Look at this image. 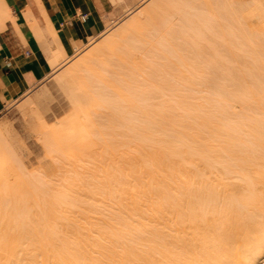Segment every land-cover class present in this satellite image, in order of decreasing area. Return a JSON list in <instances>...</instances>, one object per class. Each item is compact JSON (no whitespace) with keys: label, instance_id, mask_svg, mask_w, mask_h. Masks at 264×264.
<instances>
[{"label":"bare ground","instance_id":"1","mask_svg":"<svg viewBox=\"0 0 264 264\" xmlns=\"http://www.w3.org/2000/svg\"><path fill=\"white\" fill-rule=\"evenodd\" d=\"M219 1L149 0L73 62L54 51L71 112L38 132L61 175L25 173L0 122V264H264V70L230 71L226 54L147 59L182 8L206 6L211 20ZM263 2L223 13L256 18L264 34ZM8 18L0 0V26ZM243 23L218 32L250 34ZM25 98L7 105L40 119L51 97L42 87Z\"/></svg>","mask_w":264,"mask_h":264},{"label":"rangeland","instance_id":"2","mask_svg":"<svg viewBox=\"0 0 264 264\" xmlns=\"http://www.w3.org/2000/svg\"><path fill=\"white\" fill-rule=\"evenodd\" d=\"M148 1L135 0L131 8L135 6H140V5L141 6L147 5L146 3ZM252 1L254 2L255 0H242V1L241 0H234V1L233 0H229V1L223 0L221 2L219 1L220 3L218 4L223 3V8L221 7L220 9L215 11L214 17H212L213 15L211 16L212 17L211 20L217 19L216 21L213 20V22L216 23L218 21V23L216 24L213 23L216 29L215 27H213V25L212 26L210 25L212 23V21L210 20V17L208 16L209 14H212V11L211 13L209 11L210 8L207 9L206 6L204 5H203L204 7H202L203 9L206 8L208 10V13L206 11L207 13L206 16L208 17H206L204 16V14L202 15V13L205 11H201L202 9L201 7H200L201 9L200 8L198 9V7L197 9H194V8L189 9L191 5L201 6V3L199 4L196 1V2L191 3L189 8L184 6L186 10L183 8L181 11L178 10L179 13L177 14V16L175 15L174 16L175 18L172 17L170 21L171 22L170 26L172 27L171 35L173 36L171 40L163 39V42L161 43L162 45H159L158 42L157 44L154 42L147 44L148 49H149L147 53L148 55H150L149 58L147 57V59L155 58L156 60V58H160L159 61H162V60L165 61V59H163V55H166L169 53H179V54L188 55L190 59L193 58L195 60L204 61V60H207L209 54H226V55H229L228 56L229 64L227 66V69L230 71L264 70V56L258 55V54L264 55V34H255V31L259 29L257 19L256 18H248V19L244 18L245 20L239 19L240 21H237L236 20L237 17H234V16L230 17L232 15H229V14L230 12H232V10L229 11L228 8H227L229 12L227 13L228 17H226V15L223 13L225 11L224 6L228 7V5L229 6L231 5L230 8L232 6L234 8L235 6H238L237 8H239L240 7L239 5H242V6L245 5L246 7V6L253 4ZM176 3H178V1H176ZM184 3H186V1ZM235 9H233V12H235L234 11ZM241 9H246V8H241ZM184 11L189 12L191 16L189 17L184 16L185 15ZM240 11L242 12V10ZM199 12H202V13L200 14ZM168 13L170 14V12ZM173 13L174 11L171 12L172 16L174 15ZM195 13L197 14L199 13V15L203 16V18L206 17L207 21L202 19V17H199V16L197 17V14ZM128 14H129L128 11H126L123 15H121L118 19H116L117 22L114 21L116 22L115 27L113 24L114 22H112L108 26L111 30L113 29L112 31H110L109 28L106 29L108 32L104 29V33L102 32L104 35L101 33V36L99 35L95 38H91L86 43L81 45L76 51V53L70 57V60H72L73 62L74 59L76 60V58H79L81 55H83L84 53L92 49L94 46H96L99 41V38L105 35L108 36L110 32H113L118 22L121 24L123 20L129 16ZM242 14L244 13L242 12ZM238 16H240V14ZM169 17L171 18V15H169ZM209 20L211 21V23L209 22L210 26H207V25L205 26V24H207L205 22H208ZM220 21L221 23H224L225 25L226 23L227 24L229 23L230 27H232L230 25L232 23L236 22L240 24V23H243L244 21V23L246 24L245 28L251 31V33L243 34L241 32L239 33L235 32L234 34L231 33V35H228L227 33L222 34L218 32L221 30L220 29L221 26L220 28H218V26L220 25L219 24ZM186 22H189L190 24L187 25ZM238 24L237 25L232 24L233 25L232 31L234 29V26L238 27ZM117 26H119V24ZM236 31H238L237 28H236ZM105 32L108 34H106ZM247 36H250V37H247ZM224 39H226V41H224ZM94 42H96V44ZM221 44L227 46L228 48L218 50L217 47H219ZM78 53L81 55H79ZM75 55L76 57H74ZM236 55H239V56H236ZM54 75L55 74L47 75L46 78H44L42 81L37 83L34 87L30 88L29 89L30 91L28 90L25 91L26 93L24 92V94L18 97L17 100L15 101L16 103L20 102L21 100L23 101L25 97H31V95H34V93H36L42 87L47 88L48 91L50 92L51 98L48 100L47 108H40L39 110V114L41 116L40 119L34 115H28L24 117L22 112L19 109V106H17L18 104L15 105L16 104L15 102L14 103L10 102L8 103V105L6 104L7 107L5 106V108H3L0 111V122H3L5 125L9 126L11 129V132L16 136L17 144L15 147H16L17 152L19 153V162L25 168L24 170H26L25 173L29 172V174H33L34 176H37V177L45 176L44 178L48 177V178L57 179L61 175L60 170H59V165L61 162L58 160V154L55 155V153H51L49 151L47 146L44 145V142L42 143L41 141L42 139L39 137L40 133L38 132L40 130V124L42 120L46 122L47 126H50L56 120L62 119V117L64 116L66 117V114L68 115V112H71L69 106L65 104L66 97L63 95L62 91L53 84L54 77H55ZM61 109H64V113L58 112ZM236 109L238 110L239 107H236Z\"/></svg>","mask_w":264,"mask_h":264},{"label":"crops","instance_id":"3","mask_svg":"<svg viewBox=\"0 0 264 264\" xmlns=\"http://www.w3.org/2000/svg\"><path fill=\"white\" fill-rule=\"evenodd\" d=\"M40 1L43 9L37 0H4L11 19L0 26V111L60 66L63 59L58 58L55 66L49 61L55 50L73 56L126 11L139 7L131 8L135 0ZM49 31H54V37Z\"/></svg>","mask_w":264,"mask_h":264}]
</instances>
